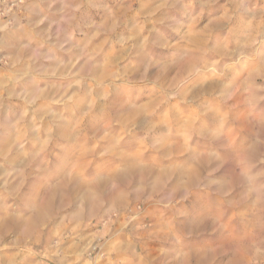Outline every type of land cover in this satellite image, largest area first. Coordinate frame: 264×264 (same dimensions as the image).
I'll use <instances>...</instances> for the list:
<instances>
[{
  "label": "clouds",
  "instance_id": "obj_1",
  "mask_svg": "<svg viewBox=\"0 0 264 264\" xmlns=\"http://www.w3.org/2000/svg\"><path fill=\"white\" fill-rule=\"evenodd\" d=\"M218 4L0 0V139L20 134L0 169L10 153L24 156L29 142L52 146L57 160L86 135L102 144L94 180H80L76 197L84 210L75 222L103 223L107 231L66 232L50 242L58 264H70L69 256L96 264V249L114 253L116 264H264V0H224L222 14L194 32ZM197 38L203 43L192 61L185 45ZM97 41L104 47L94 48ZM50 78L58 83L41 87ZM238 86L239 106L231 102ZM149 95L174 112L182 104L197 119L185 128L181 113L170 127L155 109L137 110L134 101ZM177 135L210 150L189 148L176 183L128 151L138 145L167 160ZM30 167L23 160L10 175ZM48 173L43 157L31 167L36 180ZM10 184L0 182V197L31 206L30 193ZM42 223L41 213L34 226ZM151 241L159 247L150 248ZM0 247L15 250L0 251V264H25L20 240L0 237Z\"/></svg>",
  "mask_w": 264,
  "mask_h": 264
},
{
  "label": "rangeland",
  "instance_id": "obj_2",
  "mask_svg": "<svg viewBox=\"0 0 264 264\" xmlns=\"http://www.w3.org/2000/svg\"><path fill=\"white\" fill-rule=\"evenodd\" d=\"M11 2L19 4L22 0H11ZM223 4L224 0H220V4L210 9L204 17L191 26L192 30L194 32L204 30L209 20L222 14ZM116 6L118 4L113 3V7ZM223 35V33L220 34L221 37ZM202 43L203 41L197 38L185 45L189 51L190 60L195 61L199 57ZM93 47L103 48L104 45L97 41ZM65 59L74 60L75 58L65 57ZM0 71H2V66H0ZM173 75H177V73ZM57 83L54 78H50L42 82L41 87ZM192 83L194 84L196 81H192ZM134 102L137 104V110L141 108L144 110L155 109L157 118L163 119L165 123L173 128L178 126V116L181 113L184 116L185 128L190 127L192 121L197 119L196 113L186 111L184 105L177 103L174 112L172 107L159 104V101L151 95ZM231 102L239 106V86L234 92ZM77 115L80 122L87 120L81 112L78 111ZM100 123L106 124L107 122H98V126ZM19 135V133H16L0 139V161H3L4 153L9 151L12 141L18 138ZM170 143L174 145V152L167 160L160 159L152 153H142L138 145L130 147L128 151L133 156H143L146 162L161 170L162 175L171 176L169 183H176V166L185 160L189 148H196L201 152L210 150V146L196 144L194 141L189 140L186 135H177ZM25 147L27 151L24 156L15 153L9 154L3 169H0V182L7 179L11 181L10 186L21 187L22 191L30 193L31 206L20 199L5 200L0 197V237H3L4 242H10L14 239L21 241L22 251L27 254L25 264H58L56 257L50 255V242L59 239L66 232H72L74 237L76 233L83 237H90L107 231V225L103 223L92 222L77 225L75 222V218L84 210L83 205L76 197V193L80 190V180L87 179L89 183L94 180L97 162L93 159V156L95 152L101 149L102 144L97 139L89 138L86 135L80 146L73 147L67 154H62L59 160L50 154L53 150L52 146L43 142L38 146L29 142ZM32 157H35V159H32ZM41 157L48 161L49 173L43 179L36 180L31 174V167L38 165ZM23 160H29L31 167L22 168L21 175L15 176L13 179L10 174L15 173ZM110 166L115 167V165ZM192 171H195V169H192ZM109 198L106 197L105 199ZM41 213L43 214L42 225L37 224L34 226L36 216ZM5 232H7V236H4ZM26 237H30V239L26 240L25 246ZM85 242L81 241V244ZM73 243V237H69L63 241L62 247L66 251L71 250ZM149 247L155 249L159 247V244L156 241H151ZM0 251L7 252L10 256L15 250L0 247ZM92 256L97 258L96 264H116L115 254L112 252L102 253L100 249H96L95 252H92ZM67 259L70 264H81L76 256H69ZM82 264H91V260L85 256Z\"/></svg>",
  "mask_w": 264,
  "mask_h": 264
}]
</instances>
